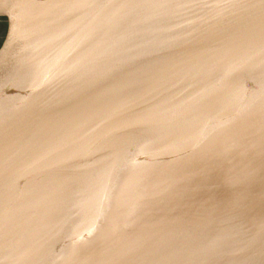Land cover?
Here are the masks:
<instances>
[{
    "label": "water",
    "instance_id": "1",
    "mask_svg": "<svg viewBox=\"0 0 264 264\" xmlns=\"http://www.w3.org/2000/svg\"><path fill=\"white\" fill-rule=\"evenodd\" d=\"M118 1L120 0H65L64 4L62 1L63 18L60 21L59 9L54 11L49 5H39V9L30 11L24 5L23 8L19 4H9L10 0H4V3L0 0V16L5 17L2 22L5 23L3 31L6 36V40H0V52L3 51L1 56L5 52L6 56H10V70L4 80L6 84H3L5 91L0 95V99H3L0 121L9 119L16 124L17 118L18 122L28 120L29 123L36 124L32 147H26V158L16 160V152L13 151L26 138V131L21 127V142L14 139L8 150L5 147L0 149V187L4 185L10 196L5 202H0V264H41L46 258H49L50 264H73V261L76 264H139L142 254L146 253L140 245L145 243H159L156 248L148 249L150 252L146 255V264H188L192 260L198 261L200 253L184 252V246L173 241L187 233H199L205 220L212 221L208 225V234L215 226V234L220 239L227 237L229 241H233L236 233H242L244 237L246 233H251L254 239L252 246L254 243L258 246L259 256L262 257L254 264H264V118L249 108L252 114L244 119L248 122H238L232 126L223 136L215 139L214 146L208 145L202 150H196L181 141L189 131L185 125L177 130L180 141L163 146L159 156L161 167L162 164L170 167V161L177 159L176 155L186 160L187 164L194 165L197 160H201L209 170L208 181L213 184L212 187L207 185L202 193L183 195L180 191L177 194L176 198L187 197L191 207L185 216L184 229L176 230L170 237H174V240L163 239L164 242H158L157 238L153 240L146 235L148 240L143 239V243L141 239H137L134 243L136 245L132 246L128 237L123 234V240L130 244L117 252V246L104 242V239L99 243L97 237L83 231L82 239H66L63 246L56 244L43 254L23 257L16 248V233L10 234L16 230V182L25 186L30 193L33 188L28 187L36 185L33 180L39 174L40 164L51 162L54 160L52 157L62 158L61 147L66 142L89 137L90 134L94 137L101 129H110L112 124L114 126L111 121L118 120L117 115L121 111L125 116L144 105L155 111L159 110L158 106L170 105L173 102L171 95L163 94L162 88L169 85L172 79L176 86L181 82L189 83L188 96L196 104H201L209 112L218 113L222 120L225 119L224 115L231 106L222 103L221 99L215 104L207 91L198 89L196 82L201 79H197L200 77V69L193 64L198 55L203 56L205 46L210 45L211 41L215 42L214 38L218 41L222 32L215 37L201 39V25H191L195 10L202 14L204 24L213 19L224 18V22L230 19L236 25L238 19H232V15L241 4L247 2L250 4L249 9L255 8L253 12L248 10L250 18L244 16L240 23L253 19L257 34H246L234 28V31L225 34L223 41L227 44L224 50L229 55L251 54L253 60L248 67L256 66L262 74L259 76V71L254 69H249L250 73L244 71L246 77L241 72L237 74L249 92H262L264 0H232L233 3L224 0L223 8L219 9L213 8V3L210 5L213 0H204L200 7L196 6L197 9L192 0H127L132 3L127 5L128 8L122 6L127 3L126 0ZM223 9V14H216ZM16 44L23 47L16 50V58L20 57L21 62H16V59L14 61V56L12 57ZM175 51L182 54V59L176 64L173 62L176 69L171 67L170 61L174 59ZM208 57L210 59L211 56ZM160 60L168 65L157 63ZM226 60L221 58L219 64ZM135 63L141 65L140 69L153 68L162 77L158 82V89L157 82L154 83L153 91H148L153 83L141 89L135 82H124L128 79L127 76L133 74L131 70L138 67ZM33 66L35 69L28 74ZM259 78L262 79L261 82ZM93 79H98L95 83L98 86L97 95L90 98V92L80 94L78 88ZM256 79L259 82L255 83ZM10 82L13 84L9 85ZM243 93V101L246 102L249 97L246 91L243 90ZM159 94L165 96L163 103L157 100ZM113 97L120 100L115 101ZM105 104L107 110L104 109ZM150 120L153 122V118ZM137 124L141 122L138 121ZM16 126L18 128L19 125ZM95 128L100 129L94 131ZM233 132H237L238 137ZM1 135L0 132V143ZM229 138L239 139L236 151L235 143L234 147H228L232 143ZM213 148L219 149L224 157L215 159ZM7 153L11 154L8 158L5 157ZM44 155L48 157L42 159ZM122 172L126 175L124 180L127 184L141 182L149 176H140L142 173L138 172L127 173L126 170ZM189 173L197 175L195 170ZM27 179L32 182L27 183ZM146 186L141 187V190L149 193L154 189L152 185ZM154 218L156 217L149 221ZM144 223L143 233L150 228L149 222ZM224 232L226 233L222 236ZM93 237L96 238L95 241L92 240ZM160 248L166 253L163 259L158 254ZM208 256L211 257L210 261H218V264H222L223 260H231L225 259L222 253H205L200 258L205 259L207 264ZM246 258L249 257H240L236 264L239 261L240 264H245Z\"/></svg>",
    "mask_w": 264,
    "mask_h": 264
},
{
    "label": "bare ground",
    "instance_id": "2",
    "mask_svg": "<svg viewBox=\"0 0 264 264\" xmlns=\"http://www.w3.org/2000/svg\"><path fill=\"white\" fill-rule=\"evenodd\" d=\"M56 1L65 2V0H10L9 4H19L23 8L25 6L30 11H34L35 8L39 9V5L40 7L49 5L52 8H58L53 3ZM192 1L195 7H200L204 2V0ZM228 1L233 3L232 0ZM2 2L4 3V0ZM37 2H41V4H37ZM126 2L122 6L128 8L127 5L132 3L127 0ZM223 3L224 0H213L210 5L219 9L223 8ZM240 6L238 11H234L232 15V19H238L236 25L230 19L228 22H224V18L213 19L204 24L202 14L196 12L197 10H195L194 16H191L192 27L197 24L201 25V39H208L209 36L215 37L219 32H222L218 41L214 38L215 42L211 41L210 45H203L206 51L203 56L198 55L193 64L200 69L198 74L200 77L197 79H201L196 82L198 89L207 91L209 98L213 99L215 104L221 99L222 103L231 106L224 115L225 119L222 120L218 113L209 112L201 104H196V101L188 96L189 83L181 82L179 86H176L172 79L169 85L162 88L163 94L171 95L173 101L171 106L163 104L158 106L159 110L155 111L144 105L130 111L125 116L121 111V114L117 115L118 120L111 121L114 126L112 124L113 127L110 126V129H101L94 137L90 134L89 137L66 142L61 147L62 158L52 157L54 160L51 162L40 164L39 174L33 180L36 185L28 187L33 188L30 193L25 186L16 182V230L10 234L16 233V248L21 252V256L43 254L56 244L63 246L66 239H82L81 232L83 231L85 234L87 232V235L97 237L99 243L102 239L104 242L112 243L117 246V252H120V248H127L130 244L123 240V234L128 237L131 245L135 246L134 243L137 242V239H141L144 243L143 239L148 240L147 236H149L153 240L157 238L158 242H161L163 239H173L174 237H170L176 230L184 229L186 226L185 216L191 206H189L187 197L176 198L177 194L180 191L183 195L202 193L207 185L212 187L213 184L208 181L209 170L207 171L205 162L201 160H197V163L192 165L187 164L186 160L176 155L177 159L170 161V167H165L164 164L161 167L159 156L163 151V146L166 143L180 141L177 130L183 125L189 131L181 141L196 150H202L205 146H214L215 139L223 136L238 122H248L244 119L252 114L249 109L253 113L261 114L264 118V84L261 86L262 92H249L241 80L242 78L237 74V72H241L242 76L246 77L245 72L250 73L249 69L259 71V76L262 74L256 66L255 68L248 67L253 57L249 53L229 55L224 50V47L227 46L223 41L225 34L234 31V28L246 34H257L256 23L253 19L240 23L244 16L250 18L248 10L253 12L255 8L249 9L250 4L247 2ZM262 10L264 11V9ZM224 11V9L220 10L216 14L221 15ZM202 41L205 42V40ZM21 48L23 47H18L12 53L16 62H21L20 57L16 58V50ZM181 55L174 52V59L170 60L172 68H175L173 62L176 64L179 59H182ZM208 55L211 56L210 59ZM221 58H226V62L219 64ZM9 60L10 56L6 55L0 58V69L3 72L0 75V95L5 91L3 84H6L4 80L10 70ZM157 63L168 65L163 60L157 61ZM135 64L138 67L131 70L133 74L127 76L128 79L124 82H135L141 89L153 83L148 91H153L154 83L157 82L156 89H158V82L162 77H159L153 68L140 69L141 65ZM34 69L33 66L28 74ZM98 79L89 80L87 84L78 88V92L80 94L90 92V98H94L98 93V86L95 84ZM259 80L262 81L261 78ZM259 80L256 79L255 83ZM12 84L13 82L9 83V85ZM191 85L194 86V84ZM243 90L249 97L246 102L243 101ZM105 96L103 95V97ZM118 97H113V100L119 101L121 97ZM253 99L257 100L259 104ZM157 100L163 103L165 96L159 94ZM2 101L3 99H0L1 115ZM104 109L107 110L106 104ZM154 114L156 115L153 116ZM150 118H153V122ZM138 121L141 124H137ZM16 124L19 125L18 128ZM16 124L9 119L0 121L2 134L0 149L5 147L8 150L9 144L13 143L14 139L21 142L19 137L23 132L19 131V127L25 129V140L21 139L22 142L13 150L16 152V160H18L26 158L27 145H29L28 148L32 147L31 140L36 124L29 123L28 120L18 122L17 118ZM99 129L95 128L94 131ZM94 131L91 133L93 134ZM15 133L16 136H14ZM233 133L238 137L237 132ZM35 141L37 142V139H34ZM229 141L232 143L228 147H234L233 143H235L234 150L236 151L239 139L229 138ZM172 146L175 147L173 144ZM10 155L7 153L5 157L8 158ZM213 156L215 159L224 157L223 153L216 148H213ZM46 157L48 155H44L42 159ZM122 170H126L127 173H142L140 176H144V174L149 176L142 179L141 182L127 184L124 180L126 175ZM192 170H195L197 175L189 173ZM26 181L27 183L32 182L31 179ZM145 185H147L146 187L152 185L154 189H151L149 193L141 190V187ZM9 197L7 189L2 185L0 187V202H5ZM173 199L177 202L174 203ZM153 217L156 218L149 221ZM144 222H149L150 227L145 233L142 232ZM209 222L212 221H204L199 233H187L178 240L173 239L174 241H172L183 245L184 252H198L200 257L205 253H215L216 255L222 253L225 259L231 258L227 262L223 260L222 264H236V260L240 257H249L246 258L245 264H254L262 259L259 256L258 246L254 245L255 243L252 246L254 239L251 237V233H246L245 237L242 233H236L233 235L235 238L233 241H229L227 237L220 239L215 234L217 228L215 226L208 234ZM1 233L0 230V237ZM225 233H221L222 236ZM95 237L92 240L95 241ZM210 242L212 243L209 244ZM158 244L140 245V248L146 253L142 254L139 264L147 263L145 258L150 252L148 249H154ZM67 251L71 250L67 249ZM71 254L73 255L72 252ZM158 254L161 259L166 255L163 248L159 249ZM200 257L198 261L192 260L188 264H206L205 259L201 260ZM210 258L208 256L207 264H218V261H210ZM72 263L76 264V261ZM41 264H50L49 258H46Z\"/></svg>",
    "mask_w": 264,
    "mask_h": 264
},
{
    "label": "rangeland",
    "instance_id": "3",
    "mask_svg": "<svg viewBox=\"0 0 264 264\" xmlns=\"http://www.w3.org/2000/svg\"><path fill=\"white\" fill-rule=\"evenodd\" d=\"M62 1H56V2H53L55 5L54 6H56V7H58V8H52L54 11H56V10H58L59 9V12H60V14H59V20H61V17L63 18V13H61V10L63 9V5H61L60 3H61ZM64 4V3H63ZM43 17H45V18H49L50 16H43ZM5 19V17H3L2 16V18H1V16H0V35H1V33H2V35L3 36H1L0 37V40H6V36H5V33H4V22H2V20H4ZM8 19H10V18H8ZM7 19V20H8ZM4 30V31H3ZM2 31V32H1ZM9 40V39H8ZM1 44V43H0ZM2 47V44L0 45V51H1V48ZM18 47H21L20 45H17L16 44V48L15 49H17ZM6 53L7 52H5V54L3 55V56H5L6 55ZM3 54V51L2 52H0V58L1 57H3V56H1ZM18 60H20V59H18ZM19 62V61H18ZM21 64V63H20ZM10 68V67H9ZM3 74V72H2V69H0V75H2Z\"/></svg>",
    "mask_w": 264,
    "mask_h": 264
}]
</instances>
